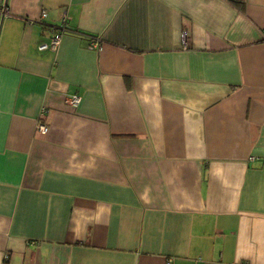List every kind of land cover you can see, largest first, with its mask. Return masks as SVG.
Segmentation results:
<instances>
[{"label": "crops", "instance_id": "crops-1", "mask_svg": "<svg viewBox=\"0 0 264 264\" xmlns=\"http://www.w3.org/2000/svg\"><path fill=\"white\" fill-rule=\"evenodd\" d=\"M263 28L264 0H0V264H264Z\"/></svg>", "mask_w": 264, "mask_h": 264}, {"label": "built area", "instance_id": "built-area-1", "mask_svg": "<svg viewBox=\"0 0 264 264\" xmlns=\"http://www.w3.org/2000/svg\"><path fill=\"white\" fill-rule=\"evenodd\" d=\"M46 13L44 11L41 12L40 18L45 17ZM66 29V24L65 22H62L60 24V27H58L56 30H54V32L52 33V35L50 36L49 40L47 42H41L38 46V48L40 50H55L58 46V44L60 43L61 37H62V32L63 30ZM186 36L187 33L186 32H182L181 33V40H182V47L184 49H186ZM263 36H264V28H263ZM88 46L91 48H96V49H100L101 48V44L100 41L97 38L94 39H90V41L88 42ZM81 101V96L78 93H73L70 96L67 97V104L72 107L75 108L78 106V104ZM37 127L39 130H41L42 132H45L47 130V126L42 123L41 121L38 122Z\"/></svg>", "mask_w": 264, "mask_h": 264}, {"label": "trees", "instance_id": "trees-1", "mask_svg": "<svg viewBox=\"0 0 264 264\" xmlns=\"http://www.w3.org/2000/svg\"><path fill=\"white\" fill-rule=\"evenodd\" d=\"M94 38H96V37H94ZM94 38H92V39H94Z\"/></svg>", "mask_w": 264, "mask_h": 264}]
</instances>
